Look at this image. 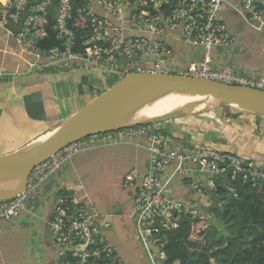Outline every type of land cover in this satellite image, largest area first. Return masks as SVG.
<instances>
[{
	"label": "built area",
	"instance_id": "built-area-1",
	"mask_svg": "<svg viewBox=\"0 0 264 264\" xmlns=\"http://www.w3.org/2000/svg\"><path fill=\"white\" fill-rule=\"evenodd\" d=\"M92 1L83 0L77 9L84 14L90 27L88 35L81 31L86 45L83 53L72 49L76 41V32L69 23L73 0H0V28L16 37L22 51L31 58L32 66L39 65L41 58L49 65L66 61L85 66L102 63L114 68L121 66L124 74L180 73L264 90V78L239 75L232 68L213 66L212 50L229 48L235 42L221 15L223 7L232 3L231 0H98L105 14L100 13ZM233 1L237 2L235 7L254 30L264 31V0ZM24 11L17 33L5 28L9 22L17 27ZM49 26L57 38L63 40L64 47L53 46L39 53L37 43L49 35ZM169 29H179L186 45L200 47L202 58L186 69H178L170 46L154 37L165 35ZM142 57L150 64L141 65L139 58ZM121 58L131 61L119 64ZM137 137L147 138L150 158L149 173L142 177L135 198L137 236L147 250V259L153 264L166 259L165 251L156 254L150 248L164 245L161 236L164 231L179 229L186 215L205 220L198 201L189 204L171 195L172 178L181 177L198 193L199 200L208 198L211 203V194L218 190L219 179L225 174L232 180L250 182L256 189L264 188V164H250L234 152L213 147L189 151L176 149L169 146L171 139L159 124H137L69 143L36 165L28 177L25 191L16 198L0 201V219L17 217L28 202L39 195L43 182L78 153ZM186 163L196 165L201 180L195 179L193 168L187 167ZM169 167L172 169L167 173ZM137 178V171L130 170L125 176L126 185L135 183ZM234 195L238 192L234 191ZM55 203L51 233L65 264H91L89 259L100 255H104L109 264H127L105 240L94 213L77 209L75 196H58Z\"/></svg>",
	"mask_w": 264,
	"mask_h": 264
},
{
	"label": "crops",
	"instance_id": "crops-1",
	"mask_svg": "<svg viewBox=\"0 0 264 264\" xmlns=\"http://www.w3.org/2000/svg\"><path fill=\"white\" fill-rule=\"evenodd\" d=\"M231 1L223 7L221 15L235 42L229 48L212 50L213 66L232 68L239 75L264 78V31L254 30L235 7L237 2ZM92 3L105 14L98 0ZM154 37L170 46L178 69H186L202 58V49L186 45L179 29H169L165 35ZM139 63L150 64L145 57L139 58ZM88 68L92 71L86 70ZM123 75L121 66L114 68L102 63L85 66L66 61L49 65L41 58L39 65L32 66L31 58L22 51L16 37L0 28V154L16 151L43 137ZM32 80L36 83H25ZM216 113V119L200 114L159 125L171 139L169 146L176 149L189 151L196 149L199 143L217 142L223 146L221 151L242 154L252 149L260 160L264 159L263 117L238 108ZM218 136L229 142L215 141ZM254 138L256 145L252 148ZM148 144L147 138L137 137L75 155L43 182L39 195L30 200L17 217L0 219V264H65L54 245L50 223L56 198L62 193L77 198L78 210L105 216L108 223L103 230L109 244H113L112 240L127 241L122 243L127 255L138 258V264H153L138 239L135 217L137 188L150 170ZM186 166L193 168L196 180H201L195 164L186 163ZM133 169L137 171V181L126 185L125 176ZM171 169L167 168V173ZM170 189L173 197L185 203L198 199V193L181 177L172 178ZM234 191L237 189H230L236 197ZM226 194L225 191L219 197L220 205L227 202L228 199L222 198ZM98 222L104 225L103 221ZM214 229L210 235L214 237L211 249L217 252L225 249L227 242L219 238L218 229ZM228 231L235 234L234 227ZM215 256L211 263L220 264Z\"/></svg>",
	"mask_w": 264,
	"mask_h": 264
},
{
	"label": "water",
	"instance_id": "water-1",
	"mask_svg": "<svg viewBox=\"0 0 264 264\" xmlns=\"http://www.w3.org/2000/svg\"><path fill=\"white\" fill-rule=\"evenodd\" d=\"M78 1L79 0H73V3L76 4ZM24 16L25 11L17 27H15L12 22H9L5 28L14 34L17 33L21 27ZM72 17L73 11L71 12L69 23L76 32V41L72 49L76 52L83 53L86 47L84 44L85 37L82 36L80 29H75L73 27ZM48 31L49 35L39 40L37 43L39 53H41L43 49L52 48L54 45L64 47L63 40L57 38L56 32L51 26L48 27ZM130 61L131 60L121 58L119 62L125 64ZM25 83L35 84L36 81H25ZM164 95H191L202 108L200 111L191 114L174 112L159 118H151L149 120L137 122H130L129 119L126 120L127 117H131L127 115L121 122H114V119L118 115L125 113L133 103L145 98H155ZM224 107L249 111L264 118V90L243 85H230L180 73L131 72L129 74H124L106 91L94 97L43 137L16 151L0 154V201L16 198L23 193L33 168L39 163L47 160L69 143L96 133H106L137 124H160L169 120L200 115ZM221 178L224 181V190L227 192V194L222 197L223 199L235 198L230 192L232 188L237 189V192L244 197L259 196L257 190H251L249 188L250 182H243L241 179H238L237 182H233L229 174L222 175ZM211 198L213 199L211 206H205L203 203L199 202V196L197 199L199 202L200 214H204L207 223L205 230L206 235L208 236L211 229L215 227L219 231V238L227 242L226 246L223 248L230 245L234 247L233 258L238 254H244L245 249L240 246V243L243 241V231L245 229H250V225L243 224L237 226L236 222L231 219L234 212L231 211L227 214L228 205H220V198L218 196L216 197L213 193L211 194ZM187 209H189V205H187ZM94 215L104 235L103 229L106 223H108V220L105 219V216L96 213H94ZM98 221H103L104 225H100ZM184 221H190V217L186 215ZM232 227L235 228V234L233 235L228 231V229ZM111 242L113 244L110 243V245L116 249L117 255L122 257L127 264H138V258L127 255L122 246V243H126L127 241L117 242L112 240ZM150 248L157 254L160 251H164V247L159 248L157 246H151ZM165 263L166 259H160L159 262H157V264ZM259 264H262V261H260Z\"/></svg>",
	"mask_w": 264,
	"mask_h": 264
},
{
	"label": "trees",
	"instance_id": "trees-1",
	"mask_svg": "<svg viewBox=\"0 0 264 264\" xmlns=\"http://www.w3.org/2000/svg\"><path fill=\"white\" fill-rule=\"evenodd\" d=\"M82 1L79 0L73 5L72 25L74 28L80 29L84 35H88L90 33L88 21L84 14H80L77 11ZM222 182L223 180L220 178L218 190L215 192L216 197L225 194L226 190H224ZM249 188L264 192V188L256 189L252 185H249ZM66 195L62 193L59 196ZM238 195L240 196L241 194L238 193ZM259 195H262L261 197L264 199V194ZM199 202L205 206H211V200L208 198L199 200ZM231 210L235 212L234 221L237 226H241L243 223L250 222L253 219H255L257 224V227L253 225L250 229L243 231V241L240 246L245 249L244 254H238L233 258L234 247L232 245L217 252L213 251L210 240L205 233L206 221L191 217L190 221L187 222L183 219L179 229L162 233L166 255L165 264H212L211 258L214 254L216 255V261L220 264H259L260 261L264 264V202H248V204L247 202H233L230 205V210H227V214ZM89 260L91 264H109L104 255L93 256Z\"/></svg>",
	"mask_w": 264,
	"mask_h": 264
},
{
	"label": "bare ground",
	"instance_id": "bare-ground-1",
	"mask_svg": "<svg viewBox=\"0 0 264 264\" xmlns=\"http://www.w3.org/2000/svg\"><path fill=\"white\" fill-rule=\"evenodd\" d=\"M59 46V45H54ZM202 106L198 104L191 95H164L160 97H149L133 103L130 108L118 115L114 122H121L124 118L130 122L149 120L172 114L183 112L191 114L200 111Z\"/></svg>",
	"mask_w": 264,
	"mask_h": 264
},
{
	"label": "rangeland",
	"instance_id": "rangeland-1",
	"mask_svg": "<svg viewBox=\"0 0 264 264\" xmlns=\"http://www.w3.org/2000/svg\"><path fill=\"white\" fill-rule=\"evenodd\" d=\"M86 70H91L92 71V69L91 68H88V69H86ZM98 71V69H96V72ZM228 110V109H230L229 107H227V108H220V109H217V110H214V111H209V112H206V113H203V114H201V115H204V116H209V118H213V119H216V117H215V111L217 112L216 114H220V113H222V112H225V110ZM257 134V133H256ZM214 140L215 141H228L227 139H225V138H223V136H218V137H216V138H214ZM252 140H254L255 141V143H251L252 144V148H254V146L256 145V140H255V138L254 139H252ZM229 142V141H228ZM217 143V142H216ZM216 143H214V142H211L210 144H197V149H201V148H204V147H213V148H215V149H218V150H222V145H220V144H216ZM241 151H242V149L241 148H239ZM242 154H240V153H238V152H235V154L237 155V156H239V157H241L245 162H247V163H251V162H254V163H262V164H264V159H261L260 160V157H259V154L257 153V152H255V151H253L252 149H250L249 150V152H241ZM215 228V227H214ZM212 229V231L214 232V230L215 229ZM212 231H210V234H209V236H208V238H209V240H210V244H211V242H212V238H214V237H211L210 235H211V233H212ZM234 232V231H233ZM217 263H219L218 261H217Z\"/></svg>",
	"mask_w": 264,
	"mask_h": 264
},
{
	"label": "flooded vegetation",
	"instance_id": "flooded-vegetation-1",
	"mask_svg": "<svg viewBox=\"0 0 264 264\" xmlns=\"http://www.w3.org/2000/svg\"><path fill=\"white\" fill-rule=\"evenodd\" d=\"M251 189V188H250ZM252 190V189H251ZM259 194H263V192H258ZM262 196V195H261ZM260 195L259 196H255V197H251V196H248V197H244L243 195H237L235 198H232V199H228L227 202H225V204L228 205V209L230 210V205L233 203V202H252V203H257V202H264V199L261 197ZM233 211V210H231ZM234 212V211H233ZM234 215H235V212H234ZM234 215L232 216L231 219L235 220L234 218ZM243 224H248L250 225V227H254L256 226L257 227V224L255 222V219H253L252 221L250 222H245ZM242 224V225H243ZM252 264H256V263H252Z\"/></svg>",
	"mask_w": 264,
	"mask_h": 264
},
{
	"label": "clouds",
	"instance_id": "clouds-1",
	"mask_svg": "<svg viewBox=\"0 0 264 264\" xmlns=\"http://www.w3.org/2000/svg\"><path fill=\"white\" fill-rule=\"evenodd\" d=\"M73 18V17H72ZM119 64H121V63H119ZM222 179V178H221ZM233 181V180H232ZM237 181V180H236ZM219 184V183H218ZM224 185V184H223Z\"/></svg>",
	"mask_w": 264,
	"mask_h": 264
}]
</instances>
